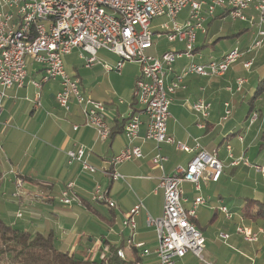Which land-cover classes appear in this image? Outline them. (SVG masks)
<instances>
[{
	"label": "crops",
	"instance_id": "crops-1",
	"mask_svg": "<svg viewBox=\"0 0 264 264\" xmlns=\"http://www.w3.org/2000/svg\"><path fill=\"white\" fill-rule=\"evenodd\" d=\"M186 10L183 19H180L183 11L177 18L180 24L188 19L189 10ZM203 11L205 31L197 32L194 62L218 61L235 47L244 52L248 50L258 32V15L254 9L245 11L247 18L243 21L232 19L222 9L213 16L205 8ZM223 39L232 41L226 46ZM159 40L165 38L156 40L153 47ZM161 53L165 52H150L154 56ZM252 56L254 63L247 70L244 61ZM98 57L102 63L113 66L119 59L105 49L99 50ZM189 62L187 57L179 58L166 78L167 83L176 80V75ZM64 65L68 74L80 79L84 96L104 103V120L110 135L101 139L96 128L85 125L83 110L74 98L68 110L58 104L60 79L45 82L38 90L32 81L41 80L42 70L30 61L27 83L7 91L0 116V219L5 224L32 234L50 235L60 251L79 258L99 260L111 248H118L125 252L122 259L156 264L158 258L154 251L159 239L156 228L148 225L147 219L163 215L164 193L158 188L159 179L163 173L170 174L179 166H187L199 150V143L200 149L215 151L224 164L216 182L205 176L199 182L200 189L191 182L182 184L185 210L193 207L198 196L206 200L197 208V216L191 219L206 238L207 258L211 261V253L227 264H264L263 237L253 243L237 231L239 225L254 230L264 228V218L245 216L242 208L249 198L264 203V175L255 168V165H264V94L255 97L258 81L264 76V45L233 64L223 76L185 77L182 87L171 95L167 131L175 143L157 145L146 139L145 120L140 137L134 142L141 146L143 157L119 164L117 169L125 175V179L119 180H112L109 175L113 169L111 159L128 145L125 127L138 107L135 80L140 65L136 63V68H132L125 64L121 72L108 71L102 64L86 67L76 49L64 57ZM239 78L245 80L240 89ZM113 87L117 89L115 95L111 93ZM38 91L40 108L34 104ZM199 99L211 104L206 119L193 108V102ZM226 102L231 104L232 113L224 119ZM254 112L258 113V119L250 124L249 118ZM177 142L191 150L179 149ZM79 146L85 147V157L96 167V172L85 170L79 161L68 163L67 151ZM158 151L166 156L161 166L152 159ZM18 179L23 180L20 188ZM68 182H74L80 204L67 205L58 200ZM97 184L114 200L113 207L91 200ZM16 192L18 196L14 195ZM140 203L142 206L135 215L137 226L131 230L123 221ZM221 206L228 208L231 217L220 210ZM258 210L254 206L253 214ZM220 232L227 233L229 238L223 240L218 235ZM199 261L187 253L176 264Z\"/></svg>",
	"mask_w": 264,
	"mask_h": 264
},
{
	"label": "built area",
	"instance_id": "built-area-1",
	"mask_svg": "<svg viewBox=\"0 0 264 264\" xmlns=\"http://www.w3.org/2000/svg\"><path fill=\"white\" fill-rule=\"evenodd\" d=\"M205 12L213 16L218 9L228 12L232 19L246 20L245 11L254 9L258 15V32L247 51L235 47L220 60H211L200 64L194 62L197 32L205 31ZM188 9V19L184 24L178 21L179 14ZM165 16L160 30L152 28L153 19ZM167 38L170 42H183L184 49L169 51L161 56H154L148 50L156 40ZM264 45V0H0V116L3 101L8 97L7 91L14 87H23L27 83L28 65L31 61L41 67L40 81H32L39 90L42 84L60 79L61 89L56 95L58 104L68 110L72 98L81 106L85 116V125L97 129L99 137L106 139L110 128L105 123L104 103L86 97L80 90V79L71 76L65 70L64 57L78 50L86 67L102 64L106 70L121 72L127 62L140 65V73L135 80V98L138 107L130 115L125 133L128 145L111 159L112 180L125 179L117 166L143 157L142 148L135 144L140 137V129L146 120L145 138L160 143H175L168 134V120L171 117V95L182 87L185 77L193 74L204 76H223L230 67L253 54ZM105 49L118 56L116 65L102 63L98 52ZM187 57L190 62L176 75V80L167 83V76L173 72L174 63ZM254 63V56L244 61L249 70ZM244 78L238 79L239 88ZM36 108L42 107L40 92L34 98ZM194 110L206 119L210 114L211 104L205 99L193 102ZM232 113L231 104L225 103L224 119ZM258 119L254 112L249 123ZM204 127L203 123L198 124ZM77 128V126H75ZM181 150L190 151L184 143L177 142ZM159 149V147H158ZM185 167H177L173 173H163L158 188L164 193V210L161 217H148L147 223L154 226L159 239L155 254L156 264H176L187 253H192L204 264H213L205 255L206 238L196 227L191 217L197 216V208L206 202L198 196L189 211L183 205V186L185 182L194 183L200 189V180L207 176L218 181L223 173L224 164L215 151L200 149ZM86 149L79 146L67 151L68 163L79 161L89 172L97 169L85 157ZM154 163L162 165L166 156L159 151L153 156ZM237 163V162H234ZM257 171L264 175V165H255ZM23 180H17L22 187ZM74 182H68L58 200L72 205L80 200L74 192ZM18 196V192L14 194ZM91 200L105 203L110 207L114 200L100 185H96ZM142 204H137L126 215L123 225L136 229L135 215ZM227 217H231L226 206L220 207ZM237 231L246 241L259 242L264 239V228L257 230L239 225ZM219 237L227 240L229 235L220 232ZM131 244L132 240L129 239ZM118 255L125 258L123 249ZM145 254H149L148 251Z\"/></svg>",
	"mask_w": 264,
	"mask_h": 264
},
{
	"label": "trees",
	"instance_id": "trees-1",
	"mask_svg": "<svg viewBox=\"0 0 264 264\" xmlns=\"http://www.w3.org/2000/svg\"><path fill=\"white\" fill-rule=\"evenodd\" d=\"M255 97L264 94V76L258 81ZM264 142V133L262 135ZM254 206L259 210L254 215ZM243 214L248 217L264 218V203L246 201ZM118 248H111L105 257L84 259L60 251L50 235L32 234L28 231L5 224L0 219V263L9 264H138L137 260L128 261L118 255Z\"/></svg>",
	"mask_w": 264,
	"mask_h": 264
},
{
	"label": "rangeland",
	"instance_id": "rangeland-1",
	"mask_svg": "<svg viewBox=\"0 0 264 264\" xmlns=\"http://www.w3.org/2000/svg\"><path fill=\"white\" fill-rule=\"evenodd\" d=\"M186 12L187 10L183 11V13H181L180 15V19H183V17L186 15ZM168 21V18H166L165 16H161V17H156L153 19V22H152V28L156 31H159L160 30V25L161 23L163 24V22H166ZM223 41H225V44L226 46H228L230 44V42L232 41L231 39H223ZM184 47V44L183 43H180L178 41L176 42H169V40L167 38H165V40H162V41H158V44L156 47H153L150 50H148L149 52L147 53H155L156 51H160V52H169V51H177V50H180ZM162 54V53H161ZM128 67H132V68H136V63H130V62H127L126 63ZM114 83H116V86L118 85L117 84V81H114ZM121 88V87H120ZM117 92V89L116 88H111V93L115 95V93ZM205 247H206V243H205ZM206 250H205V255H206ZM210 257H211V262H213V264H227L226 261H222L221 259L217 258L216 256H214V254H211L210 253ZM207 258V256H206ZM208 259V258H207ZM250 263V262H249ZM0 264H9V263H0ZM197 264H204L203 262H200L197 263Z\"/></svg>",
	"mask_w": 264,
	"mask_h": 264
}]
</instances>
